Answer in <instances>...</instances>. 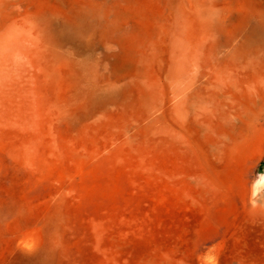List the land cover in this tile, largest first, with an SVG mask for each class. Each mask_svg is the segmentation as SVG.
Listing matches in <instances>:
<instances>
[{
	"label": "rangeland",
	"instance_id": "374dc122",
	"mask_svg": "<svg viewBox=\"0 0 264 264\" xmlns=\"http://www.w3.org/2000/svg\"><path fill=\"white\" fill-rule=\"evenodd\" d=\"M264 0H0V264H264Z\"/></svg>",
	"mask_w": 264,
	"mask_h": 264
},
{
	"label": "bare ground",
	"instance_id": "6f19581e",
	"mask_svg": "<svg viewBox=\"0 0 264 264\" xmlns=\"http://www.w3.org/2000/svg\"><path fill=\"white\" fill-rule=\"evenodd\" d=\"M261 184L264 185V173L260 175L259 179L254 183L253 187L257 188Z\"/></svg>",
	"mask_w": 264,
	"mask_h": 264
},
{
	"label": "trees",
	"instance_id": "16d2710c",
	"mask_svg": "<svg viewBox=\"0 0 264 264\" xmlns=\"http://www.w3.org/2000/svg\"><path fill=\"white\" fill-rule=\"evenodd\" d=\"M263 165H264V162L260 163V167L259 168H261Z\"/></svg>",
	"mask_w": 264,
	"mask_h": 264
}]
</instances>
